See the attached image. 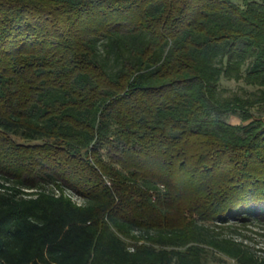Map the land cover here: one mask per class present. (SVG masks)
<instances>
[{
    "label": "trees",
    "instance_id": "1",
    "mask_svg": "<svg viewBox=\"0 0 264 264\" xmlns=\"http://www.w3.org/2000/svg\"><path fill=\"white\" fill-rule=\"evenodd\" d=\"M254 107L264 0H0V264H264Z\"/></svg>",
    "mask_w": 264,
    "mask_h": 264
},
{
    "label": "rangeland",
    "instance_id": "2",
    "mask_svg": "<svg viewBox=\"0 0 264 264\" xmlns=\"http://www.w3.org/2000/svg\"><path fill=\"white\" fill-rule=\"evenodd\" d=\"M220 93L222 96H232L238 94L242 97H252L253 94H258L259 90L256 88L246 86L242 81H233L223 78L220 84ZM253 118L264 119V110L260 107L252 109ZM229 122L237 124L239 119L231 117ZM223 230L226 235L232 234L237 239H242L246 245L256 251V254L264 255V224L255 225L252 223L243 224L242 222H230ZM218 255V254H217ZM220 257V258H219ZM209 261L206 264H231V259L219 255L213 256L208 253Z\"/></svg>",
    "mask_w": 264,
    "mask_h": 264
}]
</instances>
